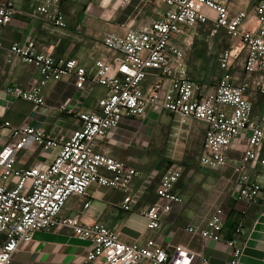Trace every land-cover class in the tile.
I'll use <instances>...</instances> for the list:
<instances>
[{
    "label": "built area",
    "instance_id": "built-area-1",
    "mask_svg": "<svg viewBox=\"0 0 264 264\" xmlns=\"http://www.w3.org/2000/svg\"><path fill=\"white\" fill-rule=\"evenodd\" d=\"M13 1L0 2V48L3 30L16 15ZM133 1L122 0L121 5L127 7ZM137 1L151 8L150 20L123 32H107L102 40L104 50L92 68L76 58L39 52L33 40L8 48L7 64L17 58L37 70L40 79L27 88L8 87L5 93L41 107L45 105L44 89L66 80L79 95L67 98L58 111L75 117L78 125L69 137H54L29 124L0 125V130L11 128V140L0 150V264H12L20 247L31 241L35 232L66 229L91 244L82 264H192L195 256L210 263L200 253L181 246L169 253L157 235L164 218L183 203L174 191L182 177L181 166L173 165L164 172L152 170L132 188L139 172L126 161L97 152L98 142L125 120L165 113L178 123L199 122L205 135L198 162L209 171L229 165L233 143L246 133L232 180L239 199L248 203L262 199V186L250 175V169L255 163L264 166V117L254 114L249 80L255 77V90L264 94V0H253L251 8L238 11L233 9L234 0ZM62 2L41 0L31 15L65 28ZM208 24L212 37L224 35L234 42L216 57L222 73L214 83L190 76L186 50L193 38L179 40L185 36L184 28ZM95 88L103 93L82 110ZM31 146L48 159L54 152L53 159L17 169V155ZM93 184L123 192L124 212L133 211L155 185L156 200L143 213L149 233L143 243H126L115 230L97 222L86 224L80 215H61L71 197L85 198ZM88 207L89 202L84 205ZM223 215L217 206L204 227L186 230L192 236L221 242ZM241 230L238 226L235 233ZM225 242L232 253L230 264H238L243 247L234 239Z\"/></svg>",
    "mask_w": 264,
    "mask_h": 264
},
{
    "label": "crops",
    "instance_id": "crops-1",
    "mask_svg": "<svg viewBox=\"0 0 264 264\" xmlns=\"http://www.w3.org/2000/svg\"><path fill=\"white\" fill-rule=\"evenodd\" d=\"M5 1L7 0H0ZM121 1L64 0L62 7L67 22L65 28L48 25L40 17L31 15L41 0L13 1L16 15L12 23L4 28L1 37L0 125L5 122L14 127L29 124L43 128L47 134L54 137H69L72 134L78 125L77 119L60 113L58 107L67 98L78 97L79 94L73 86L66 80L49 84L43 91L45 105L41 107L7 95L5 90L8 87L19 85L27 88L40 79L37 70L17 58L11 64H7V50L13 43L25 44L33 40L39 52L50 53L56 58H76L86 68H92L96 58L104 50L102 40L107 32H123L134 25L148 22L153 15L151 8L143 7L137 0L127 7L122 6ZM191 29L193 28H184L185 36L180 39L181 42L193 38ZM217 77L204 81L214 83ZM254 80L255 77L249 80V84L252 83L249 98L253 104L254 114L264 117V94L255 90ZM102 93L101 88H95L93 95L81 107L82 110L91 107L96 97ZM165 115L172 119L168 114ZM154 118L156 115L146 119ZM124 122L107 139L99 141L96 150L126 161L125 163L139 172V177L133 182L132 188H137L141 180L152 170L164 172L173 165L183 168L182 177L174 188L182 197L183 203L175 206L172 213L164 218L162 227L157 232L166 250L172 253L181 246L193 253H200L209 260V264H230L232 253L225 241L234 239L243 247V255L238 264H264V166L255 163L250 169V175L260 182L263 189V197L257 203L239 199L232 180L233 166L241 155L240 151L245 147L246 133L233 143L229 165L217 171H209L202 168L199 162H132V157L127 153L132 141L128 142L129 140L123 136L126 132ZM202 128L204 129L203 125ZM10 129L9 127L0 130V150L11 140ZM50 154L51 157L48 159L47 154L39 148L28 147L17 155L15 167L28 169L38 161L48 159L50 162L54 152ZM164 159L167 160L166 157ZM154 187L141 198L133 211L124 212L121 209L123 192L93 184L85 198L71 197L61 215L66 217L80 215L81 221L86 224L97 222L115 230L126 243H143L149 235L146 230L147 219L143 213L156 200ZM87 202L89 207L84 208ZM217 206L224 212L225 226L221 242L202 239L188 233L186 230L188 227H204ZM238 226H242V230L237 235L235 230ZM90 245V242L79 239L68 229L59 232L37 231L31 241L20 247L12 264H82ZM192 264L205 263L202 258L195 256Z\"/></svg>",
    "mask_w": 264,
    "mask_h": 264
},
{
    "label": "rangeland",
    "instance_id": "rangeland-1",
    "mask_svg": "<svg viewBox=\"0 0 264 264\" xmlns=\"http://www.w3.org/2000/svg\"><path fill=\"white\" fill-rule=\"evenodd\" d=\"M252 5L253 0H234L233 9L238 11ZM40 18L51 25L43 16ZM210 29L211 24L191 29L193 41L187 51L188 73L197 81L219 78L222 72L216 57L234 43L224 35L212 37ZM125 121L123 136L128 142L132 141L127 150L132 162H198L205 135L199 122L187 120L184 124L175 123L164 113L157 114L152 120Z\"/></svg>",
    "mask_w": 264,
    "mask_h": 264
}]
</instances>
